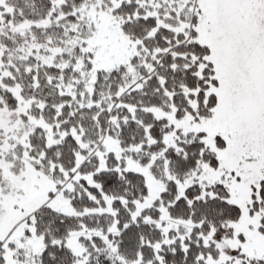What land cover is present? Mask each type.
<instances>
[{
	"label": "snow or ice",
	"instance_id": "1",
	"mask_svg": "<svg viewBox=\"0 0 264 264\" xmlns=\"http://www.w3.org/2000/svg\"><path fill=\"white\" fill-rule=\"evenodd\" d=\"M0 264H264V0H0Z\"/></svg>",
	"mask_w": 264,
	"mask_h": 264
}]
</instances>
